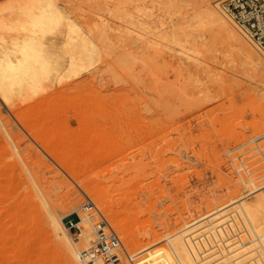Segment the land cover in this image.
<instances>
[{
  "label": "rangeland",
  "instance_id": "374dc122",
  "mask_svg": "<svg viewBox=\"0 0 264 264\" xmlns=\"http://www.w3.org/2000/svg\"><path fill=\"white\" fill-rule=\"evenodd\" d=\"M54 1L96 48L36 90L0 94V264H74L54 221L78 254L102 218L140 264H185L175 240L195 231L198 264H231L228 244L257 256L264 73L199 18L202 0ZM220 1L212 8L264 60ZM239 195L226 216L205 218Z\"/></svg>",
  "mask_w": 264,
  "mask_h": 264
},
{
  "label": "bare ground",
  "instance_id": "6f19581e",
  "mask_svg": "<svg viewBox=\"0 0 264 264\" xmlns=\"http://www.w3.org/2000/svg\"><path fill=\"white\" fill-rule=\"evenodd\" d=\"M56 3L57 1L55 2L54 0H9L0 3V94L3 97L20 91L23 93V90H36L35 88H37L42 82L47 80L52 81V77L56 78V76L59 77L63 74L67 64L65 59L68 57L70 59H82L83 51H87L86 49L88 46H90L89 49L91 50L92 48H96L95 43L88 39L89 37L87 38L85 35V38V36L82 37L83 34L80 35V31L82 30L70 21L67 16L63 15V12L61 11L62 8H60V10ZM63 11H65V9ZM198 16L201 20L207 23L214 33H219L221 37L225 38L224 40L229 43L227 44L225 41V46L227 44L226 48L228 45L233 46L243 55L244 59H246L254 71L264 73L263 58L258 55L253 47L244 41L240 34L224 18L217 14L211 6L210 0H202L200 2ZM63 27H65V30H68V34H66L67 36L64 35V32L67 31H64ZM221 37L218 36V38L222 39ZM38 87L40 88V86ZM23 94H21V96ZM42 100L44 101V99ZM39 104H41V102ZM0 123H2L1 119ZM2 127L4 128L5 125L2 124ZM5 132L9 141L13 143L7 130H5ZM38 140L40 141V139ZM252 182L254 181H251L250 183ZM250 183H247V185L250 186ZM34 184L36 185V183ZM252 191L253 189H250V193ZM45 199L44 201H46ZM244 199V196L239 195L230 204L217 207L215 210L207 213L205 218H217L220 214H222L220 217L222 218L226 216L225 210L229 205L238 204ZM46 203L48 202L46 201ZM45 206L48 205L46 204ZM85 209L89 210V208ZM241 214H243L246 219L255 239L260 241V237L242 206ZM53 215H55V213H53ZM203 219L204 218L194 221L190 225L192 228L197 227L201 224L200 222H202ZM82 221L83 220L81 219V222ZM190 225L188 226L189 228L191 227ZM54 228L57 235L60 237L59 243L65 254L74 264H80L78 263L79 260L77 256L79 254L80 257V252L78 254L75 252L73 248L74 246L71 244L73 242H70L69 240V232L67 233L68 238L67 235L62 232L58 220L54 221ZM203 229L204 227H201L200 230ZM94 230H96V228ZM195 232L175 240V246L185 264H198L199 261L197 258L196 247L194 245L195 239L193 236L195 235ZM81 236H83V232ZM87 236L85 237L84 234V240ZM71 241H73V239ZM88 241L90 243V240ZM230 243L232 244V242ZM233 247L235 248L234 244ZM234 248L230 247L229 244L225 248L226 256H232V258H230L231 264H248L251 263L252 260H256L254 264H264V249H261V251H259L260 253L256 256L253 252L246 251L244 248L242 249V247L241 249Z\"/></svg>",
  "mask_w": 264,
  "mask_h": 264
},
{
  "label": "built area",
  "instance_id": "2783aa9c",
  "mask_svg": "<svg viewBox=\"0 0 264 264\" xmlns=\"http://www.w3.org/2000/svg\"><path fill=\"white\" fill-rule=\"evenodd\" d=\"M218 9L264 54V0H221ZM232 222H234L233 219L227 222L225 226ZM74 228L76 227L71 226L69 228L70 233ZM78 230L80 234L75 231L73 235L75 239H79L82 235L81 229L78 228ZM206 237L214 239L212 233H208ZM218 237L222 238L221 235ZM214 249L211 247V250L205 252L209 253ZM141 256L139 253L131 254L126 251L121 238L104 218L96 226L95 241L92 247L80 253L81 261L84 264H140ZM255 261L253 260L248 264H254Z\"/></svg>",
  "mask_w": 264,
  "mask_h": 264
}]
</instances>
